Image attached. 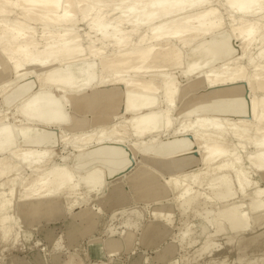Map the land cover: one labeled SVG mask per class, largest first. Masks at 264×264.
Here are the masks:
<instances>
[{"label": "bare ground", "instance_id": "6f19581e", "mask_svg": "<svg viewBox=\"0 0 264 264\" xmlns=\"http://www.w3.org/2000/svg\"><path fill=\"white\" fill-rule=\"evenodd\" d=\"M263 4L264 0H0V99L5 108L0 110V152H6L0 155V196L22 171L29 174L21 181L24 194L74 192L78 180L73 181L63 160H54V146L65 137L85 147L95 133V143L77 156L78 167L122 166L130 151L119 144L130 135L136 140L129 148L155 152L150 158L142 155L143 166L128 177L137 198H156L155 182L167 174L168 181L161 182L168 191H175L181 204L191 203L197 192L191 193L190 183L198 185L199 194L203 173L172 174L197 160L190 154L197 148L203 152L198 162L218 157L204 170L221 171L208 181L219 202L235 195L236 187L243 193L242 170H233L235 188L228 175L238 159L233 141L241 149L255 148L248 159L264 176ZM158 94L165 105L161 113L153 110ZM65 107L71 109L67 117ZM120 109L118 115H129L108 124ZM63 118V129L69 133L58 132L55 138L28 123ZM174 124L173 132L180 138L142 142L141 136L166 132ZM88 125L96 127L94 132H86ZM87 176L84 186L91 190L98 181ZM246 200L252 215L264 205L254 191ZM165 209L171 210L170 205L152 212L170 222L169 214H162ZM248 218L242 204L233 203L217 220L232 231L247 228Z\"/></svg>", "mask_w": 264, "mask_h": 264}, {"label": "rangeland", "instance_id": "374dc122", "mask_svg": "<svg viewBox=\"0 0 264 264\" xmlns=\"http://www.w3.org/2000/svg\"><path fill=\"white\" fill-rule=\"evenodd\" d=\"M262 7L264 10V4ZM153 108H157L155 112L160 111L159 113L165 110L160 94L156 96ZM4 109L0 99V110ZM120 111L121 109L115 114L116 117L109 118L108 124L122 122L129 115H118ZM7 112V118H10L9 113L13 112V107ZM70 112L71 109L65 107L63 115L67 117ZM28 123L29 126L44 129L54 135V138L62 132L69 133L63 129L67 124L64 118L60 121L43 119L42 122ZM175 125L166 132L159 131L141 136L142 142L144 145L160 144L165 142V139L167 141L180 138L179 133L173 132ZM94 128V125H88L86 132H94ZM97 137L98 133H95L85 147L79 143H68L65 137L54 146L58 152L54 160L57 158V163H62L63 160L64 167L67 166L68 171L73 173V181L76 179V183L78 180L74 192L64 190L63 193L47 196L24 194L21 192V181L29 174L22 170L14 186H6L5 190H1L3 194L0 196V208L4 205V209L1 215L3 220L0 221V264H264V211H261L264 205L257 215H252L246 200L247 195L254 191L264 201V176H261L263 173L260 174V170L248 159L255 151L254 147L246 145L247 147L241 149L233 139L231 140L232 144H235L234 151L238 159L233 162V169L228 175L232 180V187L235 188L237 184L233 178V170L241 169L245 185L243 193L237 191L236 187L233 189V199L231 197L228 201L220 202L209 191L208 181L214 177L213 174L215 177L220 176L221 171L213 173L214 171L209 170L211 173H206L204 170L208 164H214L218 157H214L215 162L211 158L203 164L198 162V155L203 154L201 149L192 150L190 154L197 160L172 175L201 172L202 189L199 188L198 194V185L191 182L190 191H196L197 197L191 203L183 205L180 198L174 197L175 191H168L166 185L164 186L163 181H168L169 178L167 174L160 175L161 179L158 178V183L155 182L158 194L156 198L143 200L133 193L128 177L143 166V156L150 158L155 155L152 151L140 150V153L139 146L129 148L131 142L136 140L133 135L119 144L130 151L128 161L122 166L111 168L100 163H91L78 167L77 156L89 149ZM102 141L110 144L107 139ZM3 153L6 152L1 151L0 155ZM97 172L99 176L103 174V177H98ZM91 175L96 176L95 183L98 181V184L87 190L84 186L85 176L89 178ZM233 203L242 204L244 214L249 217L247 228L231 231L225 221L217 220L221 212ZM162 204L170 205L171 210L162 211V214H169L170 222L152 212V208ZM88 214L92 217L91 220L86 218ZM209 219L212 223L208 222Z\"/></svg>", "mask_w": 264, "mask_h": 264}]
</instances>
